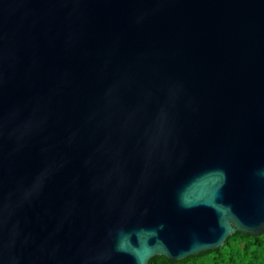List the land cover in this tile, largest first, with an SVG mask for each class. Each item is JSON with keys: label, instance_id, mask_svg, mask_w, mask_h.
Returning a JSON list of instances; mask_svg holds the SVG:
<instances>
[{"label": "water", "instance_id": "95a60500", "mask_svg": "<svg viewBox=\"0 0 264 264\" xmlns=\"http://www.w3.org/2000/svg\"><path fill=\"white\" fill-rule=\"evenodd\" d=\"M264 236V0H0V264H149Z\"/></svg>", "mask_w": 264, "mask_h": 264}, {"label": "trees", "instance_id": "16d2710c", "mask_svg": "<svg viewBox=\"0 0 264 264\" xmlns=\"http://www.w3.org/2000/svg\"><path fill=\"white\" fill-rule=\"evenodd\" d=\"M261 253H264V236L254 237L238 232L217 250L176 263L158 256L151 259L149 264H257Z\"/></svg>", "mask_w": 264, "mask_h": 264}, {"label": "crops", "instance_id": "0c3cea01", "mask_svg": "<svg viewBox=\"0 0 264 264\" xmlns=\"http://www.w3.org/2000/svg\"><path fill=\"white\" fill-rule=\"evenodd\" d=\"M257 264H264V253H261L260 259L258 260Z\"/></svg>", "mask_w": 264, "mask_h": 264}]
</instances>
